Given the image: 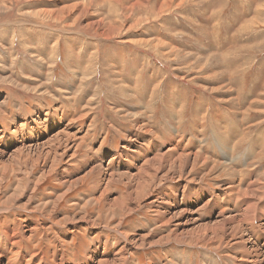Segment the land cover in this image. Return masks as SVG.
Here are the masks:
<instances>
[{
  "label": "rangeland",
  "instance_id": "rangeland-1",
  "mask_svg": "<svg viewBox=\"0 0 264 264\" xmlns=\"http://www.w3.org/2000/svg\"><path fill=\"white\" fill-rule=\"evenodd\" d=\"M134 1L122 0L120 4L113 1L110 5L108 0H0V131L12 128L13 114L19 116V121H24L25 117L21 115L24 108L29 114L41 108L40 122L45 125L36 126L32 133L38 136L42 130L43 137L39 140L42 143L62 130L56 126L50 130V120L45 122L44 114L60 108V99L74 104L75 108L77 104L78 115L80 112L88 114L78 123V128H84L85 133L91 124L90 137L77 149L75 158L71 159L73 149L67 157L69 161L63 156L57 168H65L67 163L78 167L94 151L105 159L97 157L92 165L96 162L107 167L113 151L124 146L128 132L134 133L137 129L134 121L138 117L142 118L141 125L153 128L155 133H159L155 129L163 127L202 135L200 140L211 150L218 130L233 125L239 133L238 136L231 131L230 135L232 141L237 140L234 146L230 145L234 155H225L228 159L225 160L218 154L214 156L212 166L199 165L185 182L200 185L192 187L190 198L187 192H181L179 198L170 196L173 205L181 202V208L187 210L198 208L211 199L204 216L203 213L200 215V220L207 222L210 216L221 211L214 210V193L224 182L229 184L226 163L230 165L237 161L235 167L247 172L243 174L245 177L257 172L253 170L257 167L264 168V0H170L162 8L157 4L165 0H151L144 8L133 7ZM82 4L90 11L76 24L78 12L64 16L59 22L54 21L52 12L64 8L80 9ZM88 16L103 19V27L113 29L108 40L81 31L86 30ZM246 23L251 27L237 31L238 26ZM95 64L97 70L89 69ZM81 67L83 71L80 72L77 68ZM49 68H54L50 80ZM72 80L73 84L65 82ZM48 81L54 82V87L41 89ZM217 117L221 118L220 123ZM67 122L70 121L67 119ZM195 122L208 124L202 130L194 128ZM28 138H23L17 146L28 144ZM256 139L259 145L254 146ZM188 147L194 152L202 150L203 145L189 144ZM0 148L6 147L1 144ZM138 148H134L136 153H139ZM246 150L254 151L246 154ZM143 151L148 153L150 150ZM53 159L49 158L48 163ZM119 160H122L121 156ZM45 168H35L31 161L26 164L14 162L6 172L0 168V235L8 226L22 229V223L38 222L42 227L36 229L33 238L21 239L16 245L21 251L20 259H25L23 264H59L62 253L67 256L65 264H79L80 257L88 256L89 250L101 245V239L107 238L112 243L118 235L109 229L113 221L106 216L105 203L97 208L91 201L87 209L81 207L92 197L94 175L58 201L55 207L54 200L64 192L65 185L55 175L44 179ZM198 170L202 178L197 177ZM119 172L127 173V170L122 167ZM135 172L132 170L131 173ZM80 176L77 173L76 177ZM124 187L111 185L109 197L119 196L126 190ZM199 190H206L207 195L196 202ZM234 203L230 202L228 207L232 208ZM82 209L102 228H86L81 221ZM99 209L104 216L98 215ZM155 214L149 206L142 208L125 220L124 231L131 235L148 233L158 227ZM66 217L74 218L75 222L67 221ZM158 230L154 235L164 233L168 228ZM7 245L10 244L0 245L4 262L7 261L5 254L11 253L6 249L11 246ZM219 245L216 242L208 247L202 242L195 246L192 240H187L135 248L128 264H199L203 255L213 259V264H230L241 251L236 249L242 248L238 245L217 249ZM257 245L261 248L262 241L259 240ZM105 249L100 253L94 250V264L97 260L112 259L117 253L110 250L112 247Z\"/></svg>",
  "mask_w": 264,
  "mask_h": 264
},
{
  "label": "bare ground",
  "instance_id": "bare-ground-1",
  "mask_svg": "<svg viewBox=\"0 0 264 264\" xmlns=\"http://www.w3.org/2000/svg\"><path fill=\"white\" fill-rule=\"evenodd\" d=\"M108 1L110 5H113V1H115L116 3L118 2L120 4L122 0ZM150 1L151 0H135L133 7L144 8L150 3ZM157 2H159V0H157ZM169 2L170 0H165L164 3H158L157 6L159 5L162 8L164 5H168ZM91 4L92 2H90L89 5ZM133 10L134 8L131 9V11ZM89 11V7H85L83 5L80 9L64 8L54 11L51 14L54 18V21L59 22L65 18L64 16L72 14V12H78L77 19L74 20V23L76 24L79 19H82L84 16H87ZM87 22L88 23H86V26L84 27L86 30H81L82 32L86 34H92L93 36H97L101 39L110 38L109 34H111L113 29L107 30L105 27H103V19H92L90 16ZM96 64L94 65L95 67L90 66L89 69L96 68ZM55 111L56 110H52L51 113L56 114L57 111ZM66 111V109L63 110L61 114L63 112L65 113ZM72 117L73 115L70 111L66 112V119L64 121L66 124L64 128L57 127L56 123L52 124L50 130L51 128H53V126H56L58 129L62 130L59 131L57 129L59 132H56V134L51 136L50 139H47L42 143H39L40 138L43 137V134H41L42 130H39L40 134L38 135L39 139L37 142H34L33 138V136L37 135L32 133V130L35 129V127L32 126L33 124H36L39 127L42 126L40 122L41 118L39 117L38 113H36L30 118L27 117L26 119H24V121L12 123V128L9 130L0 131V145L2 144L3 147L6 148L12 145L22 143L21 140L23 138L29 137V143L25 146H17L15 149H13V151L9 153L0 150V168L5 170L6 172L9 167L12 168L14 166V162H21V164H26L29 161L35 163V168H38L40 166L44 168L45 166L46 168L43 172L44 179L55 175L56 177H58V181L62 182V185H65L64 192L54 200L55 207H57L58 201L65 199L69 195V193L77 189L78 186L84 185L85 182L88 181L89 177L94 175V180L91 179L93 180V182L91 183V190L93 192L92 197L89 199V201L87 200V202H85L81 207L87 209L91 201L94 202L93 204L94 206H97V208H100L101 204L105 203V206L107 207L106 210L108 211V213H106L109 214H106V216H110V220L113 221V224L109 226L110 228H106L111 229L118 235V237L115 238L112 243L108 242V240H102L101 245L95 247V250H97L98 253H100L102 249H105L106 246L107 248L112 247V249L110 250L117 251V253L112 259L99 261L97 260L96 264H128V260L130 259L129 257L131 256L130 253L135 248L144 247L145 249V247H153L164 243H171L172 241L184 242L187 240H192L195 246H199L202 242H204L208 247L211 244L213 245V243L218 242L220 243V245L217 247V249L223 247L228 248L233 246H241V249L235 248L236 250L241 251L235 254V260L232 258L230 264H264V168L261 170V167H257L256 169H253L257 170V172L255 171L253 174H250L245 177L243 174L247 172H242V170H239L235 167L237 161H234L235 164L232 163V160V162L229 161L231 162L230 165L226 163V166L224 167H226V170L229 171V177L227 179V182L229 184L225 185L226 182H224V184L220 186V190H215L216 193H214V199H216V202L214 203V210L221 209V211L217 215L210 216V219L207 222H202L200 220V215H202L203 213L204 216V213H206L204 211L207 209V202L211 199H207L205 203L200 205L198 208L195 207L192 210L181 208V202H179L177 205H173L170 200L171 194L174 195L176 198H179V194L181 192H187L188 198H190V191L192 187L200 186L185 183L188 182L189 176H191L192 173L196 171V168L199 165H202L207 168L212 166L213 158L215 155L218 154H220L218 156H220L221 158L228 160L225 158V155L230 153V155L233 154V150H231L230 145H233L237 141H232L230 135L233 131H235L239 136V133L235 129L236 127H234L233 125H227L222 128L223 131L218 130L213 150H211L210 146H206L204 149L201 147L202 150L197 149L194 152L189 149L187 150L189 144H200L199 140L202 139V135L195 136L198 141L195 140L194 142H192L191 140V143L188 142V144L185 145H182L183 138L180 139L177 137H172L171 140L166 139L169 148L166 150L156 149L152 157L148 156L150 151L148 153H146V151H140L139 153L141 154H136L137 158L135 160H137L140 164L136 165L135 173H110L107 168L109 167L111 169L110 165L115 161L117 155L113 154L112 158L109 160L110 164L107 167H103L102 163L96 164V162L92 165L93 160H96L97 157L104 158L103 155H100L98 153V151H94V153H92V156L88 155V159H84L86 161L81 163V165L78 167L73 168V166H70L67 163L65 168H57L58 164L62 161V157L64 156V158L67 159L69 153L73 149L75 150L74 153L71 155V159L75 158L74 154H76V151H78L77 149H79L80 146L85 143L86 140H88L90 137L91 124L89 126L87 125L88 128L82 136L77 135L78 132H80V130L77 129L78 123L85 120V118L88 117V114L80 112L77 117ZM51 118L56 119L57 116L55 117L52 114ZM67 119L70 122H67ZM216 119L217 122L220 123L221 118L217 117ZM61 121L63 122V120ZM141 121V117L136 118L134 121V125L137 128L135 131H137V133H141L140 138H134V136H138V134H134L132 131L128 132L126 138L127 141L126 143H124L122 150L128 149L129 151L135 154L136 152L134 151V148L136 146L141 145L139 141H143L145 133L156 135L155 131H153L152 129L145 128V126L141 125ZM207 124L203 122H195L192 125L196 129L204 130ZM195 132L197 131L195 130ZM194 134L196 135V133ZM247 151L249 153L250 151L254 150ZM51 157L54 159L52 162L48 163V159ZM239 157L242 156L240 155ZM199 170L196 172L197 177L201 176L200 178H202L203 176L199 172ZM77 173L81 174V176L76 177ZM225 173L224 175H226ZM200 181L202 182V180ZM113 184L125 186L126 190L123 193L119 194V196L111 199V197H109L111 194L109 189L110 186ZM197 184L200 183L198 182ZM120 189L122 190V188ZM206 195V190H199L196 194V202H200ZM224 197H226L225 204H223ZM147 198H150L148 199L150 201H147ZM230 202H235L234 204L236 206L234 205L235 207L232 206V208L228 207ZM187 203L188 202H186L185 204ZM144 206H149L151 210L156 213L155 222L158 227L152 228L151 231L146 234L135 233L136 235H131L132 233H126L124 231L125 220L139 213L142 208H145ZM98 212L99 216L103 214L101 209H99ZM52 213L54 214L55 211H53ZM85 214V210L82 209L81 215L83 216L81 217V221L86 224V228L92 229L95 227H101V225L98 224L99 222H96L97 220H93V217H87ZM66 220L69 222H75V219L72 217H66ZM24 221H26V219ZM25 223H22V229H17L15 226H8L3 231L2 235H0V242L2 244H10L7 246H11V248H6L8 250H11L10 254H5V258H7L6 262H4V257L0 255V264H13L15 259L18 258L21 253V251H19L16 247L17 243L20 242L21 239H32L36 232V229L42 227L40 226V224L33 223L31 221ZM164 228H168V230L164 233H158L154 235L156 232L159 231L158 229L163 230ZM249 229H251V231ZM259 230L261 234H259ZM259 240L262 241L263 244V246L261 245V248L259 247V245H257V242ZM64 254H61L62 256L59 259V264H65L67 262V256L64 257ZM89 255L91 254L88 253V256ZM86 257H82L80 259L79 264L88 263L89 261L86 262L84 260V258ZM24 260L25 259L21 257L22 264ZM212 260L213 259L209 260L206 256L203 255L200 258L199 264H213Z\"/></svg>",
  "mask_w": 264,
  "mask_h": 264
},
{
  "label": "crops",
  "instance_id": "crops-1",
  "mask_svg": "<svg viewBox=\"0 0 264 264\" xmlns=\"http://www.w3.org/2000/svg\"><path fill=\"white\" fill-rule=\"evenodd\" d=\"M253 19V18H252ZM249 21H251L252 22V20L250 19ZM248 21V22H249ZM249 23H246V24H244V25H241L240 27L238 26V30L237 31H239V30H241L242 28H245V27H247V25H248ZM254 23H252V25H253ZM251 26H249V27H247V28H250ZM264 31V30H263ZM260 33H263V32H260ZM264 34V33H263ZM48 39H50L49 37H48ZM262 42H264V40L262 39ZM50 53H52L53 54V52H52V47H51V51H50ZM75 53V52H74ZM39 56H40V54L37 56L38 58H39ZM81 57V56H80ZM90 58V57H89ZM81 59H79V61H80ZM79 61H78V63H79ZM50 69V73L48 74V80H50L52 77H53V75H54V68H49ZM82 69V67L81 68H77V70L78 71H80ZM81 71H83V70H81ZM80 71V72H81ZM52 74V75H51ZM75 80V79H74ZM76 81L78 82L79 80L78 79H76ZM49 83L47 84V85H45V86H43L41 89H49L50 87H54V82H50V81H48ZM67 84H69L70 82H71V84H73V80L72 81H65ZM49 87V88H48ZM39 93V92H38ZM40 94H42V93H40ZM38 97H40V96H38ZM60 101H62V105H61V107L60 108H58V109H55L56 111V114H54V113H51V110H50V112L48 111L47 113H45L44 114V116L46 117L45 119H46V121L48 122L49 120H51L50 122H52V123H50V126H49V128L52 126V124H54V123H56V126L57 127H60V128H64L65 127V119H66V112H68V111H70L71 113H72V115H73V117L72 118H74V117H77L78 116V114H77V104H76V108L74 107V104L72 105L71 103L69 104V103H66V102H64L63 100H61L60 99ZM21 105H23V104H21ZM46 105H50L49 103H46ZM69 105H71V106H69ZM41 107H44V106H41ZM41 109V108H36L32 113H28L27 111H26V109L24 108V113H22L21 115H23L25 118L24 119H26L27 117L28 118H30V117H32L33 115H35L36 113H38V115H39V117L40 118H42L43 117V113L41 112V111H39V110ZM67 110L65 113L63 112L62 114H61V112L63 111V110ZM37 110V111H36ZM72 110H74V111H72ZM54 115L55 117L57 116V118L55 119V118H51V115ZM14 116L12 117L13 119H14V121H13V123L15 122V123H18V122H20L19 121V116H17V114H13ZM63 117V118H62ZM52 119H53V121H52ZM61 120H63V122L61 121ZM45 121V122H46ZM44 122V123H45ZM58 122V123H57ZM41 125H42V123H41ZM45 124H43L42 126H44ZM32 126H34V127H36V126H38V125H36V124H33ZM41 126V127H42ZM150 128H152V126L150 127ZM77 129H79L80 130V132H78V136H82L83 135V133H84V128H78L77 127ZM153 129V128H152ZM157 132H159L158 134L157 133H155L156 135H153V134H149V133H145L144 134V138H143V141H139V143H141V145L139 146V148H138V151L140 152H142L143 150H150V152H149V154H148V156H150V157H152L153 155H154V153H155V150L157 149V150H166V149H168L169 147H168V143H167V141H166V139L167 140H171L172 139V137H177V138H180V139H182L183 138V143H182V145H185V144H188V142L189 143H191V140H192V142H194L195 140H196V137L193 135V137H192V135L190 134V133H188V132H184L183 130L181 131V132H177V130H179V129H176V131H172L171 129L170 130H165L163 127L161 128V130L160 129H155ZM81 133V134H80ZM137 133V131H135L134 132V134H136ZM153 135V136H152ZM140 136H141V133L140 132H138V136H134V138H137V139H139L140 138ZM148 136V137H147ZM154 137V138H153ZM156 137V138H155ZM164 137H165V139H164ZM168 137V138H167ZM171 137V138H170ZM33 138H34V142H37L38 141V139H39V137L38 136H33ZM37 138V139H36ZM161 138V139H160ZM195 138V139H194ZM166 141V142H165ZM197 141V140H196ZM199 143L200 144H203V149L206 147V145H205V143L202 141V140H200L199 141ZM256 143H257V139L256 140H254V142H253V145H256ZM145 144V145H144ZM158 144V145H157ZM18 145V144H17ZM17 145H12V146H10V147H7V148H4V149H1L0 148V150H3V151H5V152H7V153H9V152H11V151H9L8 152V150H10L11 148H16V146ZM161 145V146H160ZM144 146V147H143ZM191 150V148L190 147H188L187 148V150ZM13 151V150H12ZM117 151V152H116ZM118 153V154H117ZM248 153V151L246 150V154ZM113 154L114 155H117L118 157L115 159V161L110 165V167H111V169L108 167L107 168V170L110 172V173H112V172H114V173H121V172H119V170H120V168H125L126 170H127V173H131L132 172V170H136V165L137 164H140V163H138V161L137 160H135L136 158H137V155L138 154H141V153H133V152H131V151H129L128 149H124V150H122V147L120 148V149H118V150H114V152H113ZM120 154V155H119ZM137 154V155H136ZM243 154H244V152L243 153H239V155H241V156H243ZM101 155V154H100ZM122 157V159L123 160H119V157ZM119 160V161H118ZM125 161V162H124ZM81 165V164H80ZM119 169H118V168ZM74 168V167H73ZM116 169V170H115ZM118 171V172H117ZM7 212H9V211H7ZM6 212V213H7ZM6 213H3L4 215L6 214ZM36 222V221H35ZM36 223H38V222H36ZM65 235H67V234H65ZM104 236H102V238H103ZM106 240H107V238H106ZM101 243H102V239H101V241H100ZM96 247V246H95ZM95 247L94 248H92L91 250H89V252L88 253H90L91 255H89V256H83V257H86V258H84V260L86 261V262H88V263H85V264H94V263H90V262H95V260H94V255H93V252H94V250H95ZM20 256V255H19ZM18 256V258H16L15 259V261H14V263L13 264H15L16 262L19 264V263H21V259H20V257ZM82 257H80V259H81ZM19 260V261H18ZM22 264V263H21Z\"/></svg>",
  "mask_w": 264,
  "mask_h": 264
}]
</instances>
